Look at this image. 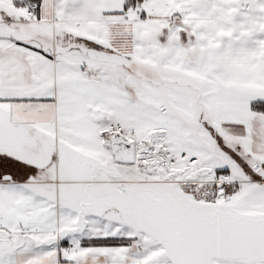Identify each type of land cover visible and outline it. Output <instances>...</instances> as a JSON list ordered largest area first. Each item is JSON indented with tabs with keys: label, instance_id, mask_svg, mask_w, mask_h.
<instances>
[{
	"label": "snow or ice",
	"instance_id": "obj_1",
	"mask_svg": "<svg viewBox=\"0 0 264 264\" xmlns=\"http://www.w3.org/2000/svg\"><path fill=\"white\" fill-rule=\"evenodd\" d=\"M0 264H264V0H0Z\"/></svg>",
	"mask_w": 264,
	"mask_h": 264
}]
</instances>
